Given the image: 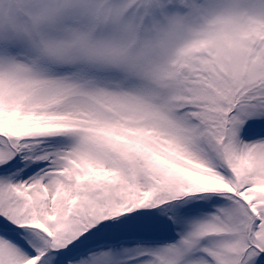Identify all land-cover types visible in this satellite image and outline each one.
Returning a JSON list of instances; mask_svg holds the SVG:
<instances>
[{"label":"snow or ice","instance_id":"6c2138e0","mask_svg":"<svg viewBox=\"0 0 264 264\" xmlns=\"http://www.w3.org/2000/svg\"><path fill=\"white\" fill-rule=\"evenodd\" d=\"M0 264H264V0H0Z\"/></svg>","mask_w":264,"mask_h":264}]
</instances>
